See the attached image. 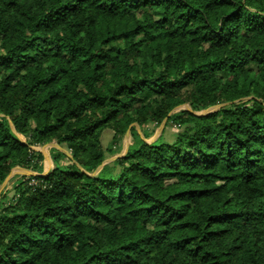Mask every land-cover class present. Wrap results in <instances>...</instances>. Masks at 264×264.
<instances>
[{
  "label": "trees",
  "instance_id": "obj_1",
  "mask_svg": "<svg viewBox=\"0 0 264 264\" xmlns=\"http://www.w3.org/2000/svg\"><path fill=\"white\" fill-rule=\"evenodd\" d=\"M49 142L0 264H264V0H0V183Z\"/></svg>",
  "mask_w": 264,
  "mask_h": 264
},
{
  "label": "rangeland",
  "instance_id": "obj_2",
  "mask_svg": "<svg viewBox=\"0 0 264 264\" xmlns=\"http://www.w3.org/2000/svg\"><path fill=\"white\" fill-rule=\"evenodd\" d=\"M216 107H217L216 105H212L208 108L203 109L202 112L209 111L212 109L214 110V109H216ZM182 108L191 109V107L187 103H184V104H181V105L175 107L171 112L180 110ZM133 126L135 127L137 132L140 134V136L144 137V134L147 133L148 136L144 137V138L149 142L153 141L154 139H156L159 136L164 141H170L174 138V134L177 130V127L173 126L170 123L166 124V121L163 124H161V123H148V124H145L143 126H139L137 123H133ZM130 130L131 129H129V132H127V134H125L126 133V131H125L123 137L120 140V143L116 147H114V148L112 147V149L115 150L116 153H111L110 151L105 152L106 158L104 161H107L108 159H110L111 157H113L115 155L123 154L126 151V148H128V146L133 142V137L130 133ZM111 138H112V131L109 129L103 130L102 135H101L102 145L104 147H109L110 142H111ZM35 147L40 148L43 151H45L44 155H46L45 157H42L43 155L41 154L42 155L41 156L42 161L40 162L41 163L40 164L41 167H39L40 171H38L39 169L33 170L31 168H28V167H23V166H18V165L14 166L11 169V171L9 172L10 176H9L7 182L5 183L4 188L0 192V196L3 193H6V196L4 197L3 200L9 199V197L14 194V190L12 189V186L17 179L22 178L23 175L24 176H26V175L30 176V175H35L38 173L42 174L44 171L43 167L47 168L48 164H50L51 167H53V165H55L54 158H53L54 152H53L52 148H49L45 145H42V146L41 145L40 146L35 145ZM61 147H63V149H65L67 151V153H70L66 148H64V146H61ZM67 153H65V154H67ZM62 161L63 160H61L60 162H62Z\"/></svg>",
  "mask_w": 264,
  "mask_h": 264
},
{
  "label": "crops",
  "instance_id": "obj_3",
  "mask_svg": "<svg viewBox=\"0 0 264 264\" xmlns=\"http://www.w3.org/2000/svg\"><path fill=\"white\" fill-rule=\"evenodd\" d=\"M42 145H45V146H47V147H49V148H56V149H58V150H60V151H62V152H64V153H66L67 151L65 150V149H63V147H61V146H63V145H59L58 143H56V142H49V143H45V144H42ZM41 145V146H42ZM38 146H40V145H38ZM32 148L34 149V150H37V151H39V152H41V154L43 155L42 157H45L46 155H44L45 154V151H43L42 149H40V148H36L35 147V145L34 146H32ZM65 148V147H64ZM66 151V152H65ZM67 155V154H66ZM68 156V155H67ZM42 161V160H41ZM53 167H54V165H53ZM53 167H51V165L50 164H48V166H47V168H45V167H43V170L45 171H43V173H47L49 170H51Z\"/></svg>",
  "mask_w": 264,
  "mask_h": 264
},
{
  "label": "water",
  "instance_id": "obj_4",
  "mask_svg": "<svg viewBox=\"0 0 264 264\" xmlns=\"http://www.w3.org/2000/svg\"><path fill=\"white\" fill-rule=\"evenodd\" d=\"M222 104H223V103H222ZM222 104H218V105H216V106L219 107V106L222 105ZM217 107H216V108H217ZM187 109H189V108H187ZM212 110H213V109H212ZM212 110L204 111V112L201 111L200 114L207 113V112H210V111H212ZM165 120H166V119L164 118V119L162 120L161 124H163V123L165 122ZM130 126H131V125H130ZM130 126L127 128L125 134H127V132H129ZM126 150H127V148H126ZM66 153H67V152H66ZM123 154H124V153H123ZM67 155H68L69 158L73 159V156H72L71 153H67ZM120 155H122V154H120ZM120 155H115V156L111 157L110 159H108L107 161H103V163L108 162V161H110V160H112V159H115L117 156H120ZM100 166H101V165H99L98 168H99ZM42 174H46V173H42ZM9 176H10V173H9V174L5 177V179L0 183V192H1L2 189L4 188L5 183L7 182Z\"/></svg>",
  "mask_w": 264,
  "mask_h": 264
},
{
  "label": "built area",
  "instance_id": "obj_5",
  "mask_svg": "<svg viewBox=\"0 0 264 264\" xmlns=\"http://www.w3.org/2000/svg\"><path fill=\"white\" fill-rule=\"evenodd\" d=\"M36 181H33L32 183H35Z\"/></svg>",
  "mask_w": 264,
  "mask_h": 264
}]
</instances>
